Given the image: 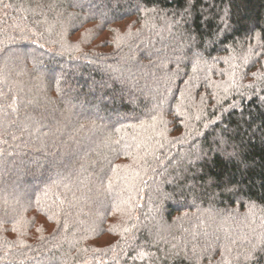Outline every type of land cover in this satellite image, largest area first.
Returning <instances> with one entry per match:
<instances>
[{"label":"trees","instance_id":"1","mask_svg":"<svg viewBox=\"0 0 264 264\" xmlns=\"http://www.w3.org/2000/svg\"><path fill=\"white\" fill-rule=\"evenodd\" d=\"M0 81V264H264V0H0Z\"/></svg>","mask_w":264,"mask_h":264},{"label":"snow or ice","instance_id":"2","mask_svg":"<svg viewBox=\"0 0 264 264\" xmlns=\"http://www.w3.org/2000/svg\"><path fill=\"white\" fill-rule=\"evenodd\" d=\"M0 82H2V81H0ZM7 107H8L9 109H11V111H12L13 113H15V112L17 111V107H16V103H15V98L13 99V101H12L11 103H9V104L7 105ZM3 108H4V105H0V109H3ZM4 115H7V113H4ZM152 119L155 120L156 117H153ZM13 123H15V121H13ZM29 126H30V125H29L27 122H25V123L22 125V127L25 128V129H27ZM206 126H207V125H206ZM37 130H38V129H37ZM57 131H59V129H57ZM116 143H119V141H117ZM161 147H163V145H161ZM112 171H115V169H112ZM108 187H109V188L111 187V180H109ZM6 203H7V202H6ZM41 231H42V229H41ZM253 247H255V245H253ZM244 255H245L246 258H250L251 255H254V253H253L251 250H249V251L245 252Z\"/></svg>","mask_w":264,"mask_h":264},{"label":"rangeland","instance_id":"3","mask_svg":"<svg viewBox=\"0 0 264 264\" xmlns=\"http://www.w3.org/2000/svg\"><path fill=\"white\" fill-rule=\"evenodd\" d=\"M37 171V170H36ZM39 174H41V173H39L38 171L35 173V175H39Z\"/></svg>","mask_w":264,"mask_h":264}]
</instances>
